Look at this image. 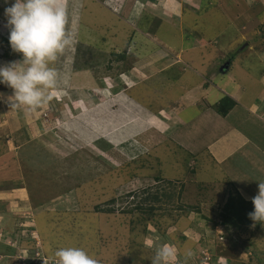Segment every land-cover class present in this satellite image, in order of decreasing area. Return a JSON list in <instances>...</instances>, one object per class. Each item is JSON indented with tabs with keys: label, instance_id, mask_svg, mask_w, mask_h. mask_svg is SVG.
Segmentation results:
<instances>
[{
	"label": "rangeland",
	"instance_id": "1",
	"mask_svg": "<svg viewBox=\"0 0 264 264\" xmlns=\"http://www.w3.org/2000/svg\"><path fill=\"white\" fill-rule=\"evenodd\" d=\"M128 1L66 0L76 43L54 65L48 103L16 106L0 85V264H58L56 251L69 246L98 264H151L160 245L181 254L174 264H185L189 248L187 264H264V224L223 223L236 194L212 157H197L202 125L190 118L210 89L243 77L235 57L264 53V0H148L144 9ZM189 2L199 9L187 32L195 60L185 54L177 71H146L159 46L182 40L172 17L183 4L178 16L189 26ZM4 7L0 64L22 58L10 48ZM136 65L144 71L129 79Z\"/></svg>",
	"mask_w": 264,
	"mask_h": 264
},
{
	"label": "crops",
	"instance_id": "2",
	"mask_svg": "<svg viewBox=\"0 0 264 264\" xmlns=\"http://www.w3.org/2000/svg\"><path fill=\"white\" fill-rule=\"evenodd\" d=\"M144 1L145 2L138 0L139 7L142 6L140 9H144V7L147 6L148 0ZM201 1L202 0H200L199 3L203 4ZM130 2H132V0L128 1V3ZM167 2L169 3V1ZM189 4L191 13L194 16L193 18L191 15L189 19L191 24L189 26L183 24V15H181V18L178 16L179 12L182 13L184 10L185 6L183 4L177 6L176 11L178 14L174 12L172 17L173 20L176 19L178 21V19H180L179 23H177L180 26L179 33L182 31V40L180 43L172 45L170 48L165 45L159 46L160 49L158 48V50L153 53L155 56H158V59L155 58L154 61H146L148 63L147 67H145L146 71L150 70L152 67H156V73L159 72L160 74L163 68L165 69L167 67L168 70H171L169 68L174 67V65L177 71V67L181 66L180 63L184 62L183 56L185 54L188 60H195L194 57L190 55L191 51L195 49V40L194 44H190V39L193 37L189 36L187 32L190 33L189 28L197 21V16L195 15L198 13L199 9L197 8L195 10L196 3L189 2ZM205 12L207 11H204V13ZM262 23H264V21H260L257 29L260 28ZM196 25L197 24H194L192 27L193 33L196 32L194 29ZM238 40L239 39L235 37H230L228 42L234 44V42ZM196 43H198L197 40ZM200 43L203 44L202 41ZM209 50L211 49L207 48V52H209ZM179 52H182L180 56ZM202 57H205V55ZM239 57L237 56L234 58V64H236V66H244L243 77L236 76L235 72L234 77L228 76V79L231 77L230 81L228 79L224 81L222 84L224 87L218 90L217 88L210 89L208 93L212 92V96H209V100L206 101L207 106L203 107L198 105L197 108L192 109L195 110V113L193 114L194 117L190 118L194 120L197 119V122L193 124L195 127L202 125V129H199L201 134L198 137L200 144L197 146V152L199 153L197 157H199L200 154L202 155V153L208 157H212V161L216 163L215 165L218 166L222 172L224 171L229 175V179L227 177L228 180H226L225 185H228L232 192L236 194L239 193L245 201L251 197L249 200L251 202L252 197L258 192V184L264 183V63H262L264 61V53L251 52L247 56L241 57V59H239ZM141 61H143V59H141ZM164 64L167 65L163 66ZM143 71L144 70L139 69L137 65L134 67L132 66L129 68V79H135L138 75H142L141 73H143ZM144 75L147 74L144 73ZM150 75L152 76L153 74ZM248 76L249 78H247ZM177 78L178 77L175 76L172 80ZM231 81L233 82L232 84L230 83ZM119 87H121L120 84ZM214 95H217V97ZM219 95H227L234 100V104L225 115L219 114L214 107L218 100L221 99ZM189 103L190 104L187 105L188 107H194V102L191 101ZM209 108L213 110L211 109L212 111H208ZM260 227H262V225H260Z\"/></svg>",
	"mask_w": 264,
	"mask_h": 264
},
{
	"label": "clouds",
	"instance_id": "3",
	"mask_svg": "<svg viewBox=\"0 0 264 264\" xmlns=\"http://www.w3.org/2000/svg\"><path fill=\"white\" fill-rule=\"evenodd\" d=\"M4 7L8 29V42L13 52L21 54V60L0 64V85L13 90L11 104L36 110L51 101L58 87L59 73L54 67L66 50L76 43V33L68 30L69 13L66 0H0ZM4 94L0 93V100ZM253 210L248 217L264 224V183L258 184V192L252 197ZM180 253L170 246L160 245L151 264H174ZM185 264L193 257V251L182 253ZM55 256L58 264H98L96 258L80 247L59 248Z\"/></svg>",
	"mask_w": 264,
	"mask_h": 264
},
{
	"label": "trees",
	"instance_id": "4",
	"mask_svg": "<svg viewBox=\"0 0 264 264\" xmlns=\"http://www.w3.org/2000/svg\"><path fill=\"white\" fill-rule=\"evenodd\" d=\"M264 27V24L262 28ZM264 35V32L263 34ZM264 38V37H262ZM174 69V68H173ZM176 72V76H177ZM86 101V104L90 106L92 102H89L87 99L84 100ZM234 104V100H232L230 97L225 96L220 99V103L216 105V110L219 114L225 115L229 108ZM197 108V105H196ZM236 194V193H235ZM154 199H156V196H154ZM253 210V205L252 202H248L242 199L241 196L238 194L233 195L229 194L227 197L226 202L223 205V212L221 214L223 223L226 225L234 226V227H239L241 224H247L248 222H252L250 218L248 217V214L246 212H251ZM106 212L111 213V209H107ZM240 213H243L239 215ZM257 225H261L260 223H256ZM29 231L33 232L32 226L30 225L28 227ZM27 230V231H28Z\"/></svg>",
	"mask_w": 264,
	"mask_h": 264
}]
</instances>
